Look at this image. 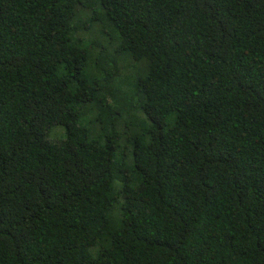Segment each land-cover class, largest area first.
Instances as JSON below:
<instances>
[{"label": "trees", "instance_id": "trees-1", "mask_svg": "<svg viewBox=\"0 0 264 264\" xmlns=\"http://www.w3.org/2000/svg\"><path fill=\"white\" fill-rule=\"evenodd\" d=\"M0 264H264V0H0Z\"/></svg>", "mask_w": 264, "mask_h": 264}, {"label": "rangeland", "instance_id": "rangeland-1", "mask_svg": "<svg viewBox=\"0 0 264 264\" xmlns=\"http://www.w3.org/2000/svg\"><path fill=\"white\" fill-rule=\"evenodd\" d=\"M56 127V126H55ZM55 127H53L51 130H50V135H48V137L50 136L51 138L53 137V138H59V137H61V135L63 136V128H62V130H61V128H60V126H59V128L57 127V128H55ZM55 128V129H54ZM52 130H54V132L52 131ZM62 132V133H61Z\"/></svg>", "mask_w": 264, "mask_h": 264}]
</instances>
